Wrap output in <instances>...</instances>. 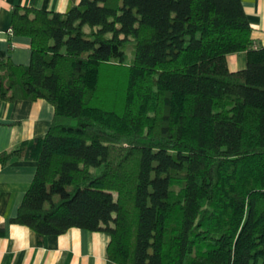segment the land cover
Segmentation results:
<instances>
[{
  "label": "trees",
  "instance_id": "16d2710c",
  "mask_svg": "<svg viewBox=\"0 0 264 264\" xmlns=\"http://www.w3.org/2000/svg\"><path fill=\"white\" fill-rule=\"evenodd\" d=\"M11 33L32 57L0 61L2 98L54 107L47 133L0 153L38 163L13 222L107 232L117 264H264V45L241 0L15 6ZM117 65L121 111L99 99Z\"/></svg>",
  "mask_w": 264,
  "mask_h": 264
},
{
  "label": "crops",
  "instance_id": "0c3cea01",
  "mask_svg": "<svg viewBox=\"0 0 264 264\" xmlns=\"http://www.w3.org/2000/svg\"><path fill=\"white\" fill-rule=\"evenodd\" d=\"M81 0H0V61L31 62V39L11 33L15 6L65 12ZM257 46L264 45V0H241ZM247 53L228 56L232 71L247 66ZM54 107L46 99L8 101L0 94V153L49 130ZM38 163L18 157L0 164V264H117L108 256L107 232L71 228L39 239L34 230L13 222L36 174Z\"/></svg>",
  "mask_w": 264,
  "mask_h": 264
},
{
  "label": "rangeland",
  "instance_id": "374dc122",
  "mask_svg": "<svg viewBox=\"0 0 264 264\" xmlns=\"http://www.w3.org/2000/svg\"><path fill=\"white\" fill-rule=\"evenodd\" d=\"M134 42H129L127 47L128 58L126 66L129 65L134 58ZM126 66L102 67L101 79L99 86V99L102 105L109 109L121 111L125 94Z\"/></svg>",
  "mask_w": 264,
  "mask_h": 264
}]
</instances>
